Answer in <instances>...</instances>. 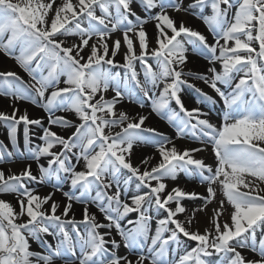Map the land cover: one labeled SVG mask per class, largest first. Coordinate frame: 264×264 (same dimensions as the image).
Segmentation results:
<instances>
[{
    "label": "snow or ice",
    "instance_id": "1",
    "mask_svg": "<svg viewBox=\"0 0 264 264\" xmlns=\"http://www.w3.org/2000/svg\"><path fill=\"white\" fill-rule=\"evenodd\" d=\"M173 12L201 20L211 41ZM0 51L30 78L0 72V96L14 101L10 114L0 111L12 144L9 150L0 141V164L20 162L17 172L0 168V196L14 194L19 205L17 211L0 199V264H264V0H0ZM190 51L207 61L206 71L187 69ZM189 78L223 102L219 126L202 107L185 106V88L197 94L198 105L217 103ZM109 89L114 95L106 98ZM141 95L177 138L201 147L180 150L145 126L148 116L117 110L125 99L145 107ZM17 101L41 107L47 126L21 113ZM21 125L23 151L17 147ZM139 145L153 146L159 161L144 157L134 165ZM209 146L213 163L197 155ZM181 173L198 179L206 195L169 190L167 181ZM34 184L54 191L41 196ZM55 192L66 198L62 207ZM186 198L203 204L187 215ZM214 202L209 226L193 230L196 214ZM73 203L83 206L82 219L70 215ZM182 237L195 246L186 247ZM30 240L44 251L31 250Z\"/></svg>",
    "mask_w": 264,
    "mask_h": 264
},
{
    "label": "bare ground",
    "instance_id": "2",
    "mask_svg": "<svg viewBox=\"0 0 264 264\" xmlns=\"http://www.w3.org/2000/svg\"><path fill=\"white\" fill-rule=\"evenodd\" d=\"M47 2V0H46ZM75 2V0H74ZM56 3L59 4L61 3V0H56ZM140 11L142 12V10L140 9ZM208 14H210V9L208 10ZM171 15H173L177 21L183 19L186 21L188 26H191L192 28L199 30L201 33L205 34L209 40L211 41L212 37L211 34L208 32L207 27L204 25V23L197 19L195 16H191V15H187L185 13H171ZM146 31L148 33V36L150 37V39L152 40V43H155V36H156V29H155V23L154 22H149L147 25H145ZM115 35H119V33L115 34ZM64 39L68 40L69 42L72 41H76L78 40V37H64ZM15 55H19V49H15L14 50ZM86 55V53H85ZM117 61L122 63V55H118L116 57ZM207 64V61H205L202 58L196 57L195 55H193L192 53L189 52V63L187 65V69H191L193 71H206V67L205 65ZM136 70L140 73V79L143 80L144 79V73L143 70L141 69V67H139V65H136ZM217 67H219L217 65ZM186 69V70H187ZM3 71H12L15 72L17 75H19L24 81H29V76L28 74L22 69L20 68V66L16 63V60L8 55H5L4 52L0 51V72ZM115 71L119 72L121 74V77L124 76V69L122 68H118ZM65 77H61V81H63ZM190 82L195 83L197 87L202 88L204 91L210 93L211 95H213L216 100L217 103L215 106L218 105V109L215 110V112H212L213 115L208 116V119H210V121L213 124H216L217 126H219L220 123H222V115H223V102L219 100L218 97L215 96V93L212 92V90L210 88L207 87V85H205L203 83V81H197V80H193L191 78ZM61 87L65 86L63 85V83H61L60 85ZM160 87L162 88L163 85L161 84ZM188 88H185L183 93H182V98L185 102V106L188 107L189 109L194 108L195 107V102H193V100L191 99V94L188 91ZM114 95V93L111 91V89L108 90L107 93H105L106 98H111ZM138 99L142 100L145 103V107L141 108L139 106V103H132L130 101H128L127 99H125L124 101H122L120 104H118L117 110L118 111H126L129 116H136L137 114H142V115H146L148 116V119L145 121V126L146 127H154L157 129V131L164 133L167 137H169L172 142L176 145L177 148H180L181 150H183L184 148H193V147H201V145L191 139H184V138H177L176 137V130L173 129L170 124L166 121V120H162L159 116H157L154 112L151 111V101L146 100L141 96L138 97ZM190 99V100H189ZM192 100V101H191ZM14 101L9 98L6 97L3 99H0V111H3L5 113H11L12 111V106H13ZM173 108H175V103L172 102L171 105ZM15 107L19 108L21 113L24 111H27V113L29 114V116L31 118H41L44 122L45 125L47 126V113L44 112V110L34 104H31L30 102H25V101H17L15 102ZM203 111H207L205 108L203 109ZM209 112V110H208ZM61 115H68L69 118L71 119H75L74 114H66V113H58ZM53 131H56L58 133H62L63 130L53 126L52 127ZM113 131H119L118 128H114ZM33 133V132H32ZM35 133V132H34ZM0 141H2L5 145L8 146L9 150H12V144L8 138V130L7 127L4 125L3 122H0ZM33 141L37 142V137L33 136ZM17 147L20 151L24 150V137H23V125H21L18 129V133H17ZM200 158H204L206 160V162L208 163H213L214 162V156L211 153L210 150V146L208 147V149L202 153L197 154ZM144 157H149L151 160V164L155 165L158 161H159V155L156 152L155 148H148L145 145H139L134 147L133 150V154H132V163L134 165L139 166L141 160ZM46 163V162H45ZM0 168H3L6 172L7 170L4 168V166L0 165ZM20 169V165H16L15 168L13 169L15 172H17ZM33 171H36V165L33 164ZM196 181V182H195ZM195 181H180V179L178 178L177 181H171L168 180L167 183L169 185V190L171 189V187H175V186H180L181 188L187 190V191H195L200 193L201 195H206V190H205V186L201 185L199 183L198 179H195ZM154 183V182H153ZM65 187V186H64ZM66 189V187H65ZM37 192L41 195H47L49 193V191L47 190H40L37 189ZM223 198L222 197V193L218 192L217 194V201H219V199ZM0 199H4L8 202H10L17 211H19V205L17 203V199L15 197L14 194H5L0 196ZM53 199L57 201V203H59L61 205V207L67 202L66 199L63 196H57L56 194H54ZM183 205L186 207V209L188 210L187 215H191V211L192 209L197 208L198 206L203 204V201L201 200H190V199H184L182 201ZM216 203V202H215ZM213 206H216L215 204H210L207 207L206 213L205 212H198L196 214V220L195 222H193V224L191 225V228L193 230L199 229L200 232H203L204 229L206 227L209 226V221L207 218V215H210L212 210H213ZM90 212L91 213H95L97 215L98 220L103 221V214H101L99 212V210L95 207V205H90ZM225 208L230 212L231 211V205H229L227 203V201L225 200ZM83 206L80 204H76L73 203V212L70 215H74L75 218L77 220L82 219V214H83ZM60 211V209H58V212ZM225 219H228L227 213L225 214ZM129 218L131 219H135L136 218V214H130ZM179 219L180 220H184L185 219V214H180L179 215ZM154 220V219H153ZM152 220L151 222V229L152 232L154 233L155 231V227L156 224L155 222ZM230 222V221H229ZM123 226H127V220L122 222ZM104 231H107V229H105ZM113 235L115 236V231L113 230ZM50 242L52 241L51 237L47 238ZM116 239H119L118 236H116ZM30 249L33 251H41L43 252L44 249L41 248L39 242L37 241H32L30 240ZM191 246H195V242H190L189 247ZM121 252L122 254H126V250L123 249V247L121 248ZM56 264H60L59 261L56 262Z\"/></svg>",
    "mask_w": 264,
    "mask_h": 264
},
{
    "label": "rangeland",
    "instance_id": "3",
    "mask_svg": "<svg viewBox=\"0 0 264 264\" xmlns=\"http://www.w3.org/2000/svg\"><path fill=\"white\" fill-rule=\"evenodd\" d=\"M142 10V9H141ZM134 19V18H133ZM190 53H191V51H190ZM194 55V54H193ZM196 56V55H195ZM196 57H198V56H196ZM199 58H202V57H199ZM203 59V58H202ZM153 63V66L155 67V63H154V61L152 62ZM136 65H139V67H140V64L138 63V62H136ZM186 92H189L190 94H191V99L193 100V102H195V107H202V109H206L207 110V112H208V110H209V116L211 117V115H213V113L212 112H215V110L216 109H218L219 107H218V105L217 106H212V105H208L207 107H204V106H202V105H198L197 103H196V99H197V94L192 90V89H189L188 91H186ZM206 92V91H205ZM208 93V92H207ZM209 95H211L210 93H208ZM3 98H5V96H0V99H3ZM215 98V97H214ZM216 99V98H215ZM190 100V99H189ZM191 100V101H192ZM171 126V125H170ZM172 127V126H171ZM173 128V127H172ZM173 129H175V128H173ZM38 131V129L35 127V126H32V128H31V132H37ZM146 147H148V148H154L153 146H151V145H145ZM178 149H180V148H178ZM181 150V149H180ZM0 165H2V166H4V168L6 169V170H8L9 168H11V171L12 172H15L13 169L15 168V166L16 165H20V162H16L15 164H8V163H6V164H0ZM79 167V166H78ZM179 179H180V181H185V182H187V181H195V179L196 178H190V177H187V176H185L183 173H181L180 174V176L178 177ZM196 182V181H195ZM33 187L34 188H36V190L37 189H40V190H47V191H49V192H53L54 190L50 187V186H48V185H33ZM65 187H66V189H65ZM65 187H64V190L65 191H67V190H69V188H68V185H65ZM55 194L57 195V196H63V194H62V192H55ZM64 197V196H63ZM65 198V197H64ZM66 199V198H65ZM213 204H215L216 206H213L214 208L215 207H217L218 206V204L217 203H213ZM213 208V209H214ZM162 218V217H161ZM222 219H225V217H223ZM154 222H155V224H156V219H154L153 220ZM182 240H184V243H185V246L186 247H189V245H190V242L189 241H187L186 240V238H183L182 237Z\"/></svg>",
    "mask_w": 264,
    "mask_h": 264
}]
</instances>
